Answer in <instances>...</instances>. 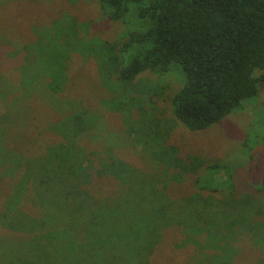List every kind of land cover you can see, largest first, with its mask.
<instances>
[{"label": "trees", "instance_id": "16d2710c", "mask_svg": "<svg viewBox=\"0 0 264 264\" xmlns=\"http://www.w3.org/2000/svg\"><path fill=\"white\" fill-rule=\"evenodd\" d=\"M54 1L6 0L5 3H0V29L2 28V37L9 40L6 42L0 40V49H2L0 51V99L8 106L11 119L0 130V189L12 186L11 192L0 193V203L7 206L6 212L0 213V225L13 231H28L22 226L24 223L17 226L11 223H14L12 216L22 212L18 206H21L22 193L25 192L23 178L20 180L18 177L17 179L15 174L24 172L23 176L29 173L35 176L50 171L51 163L55 155L57 156L53 152L56 151L53 147L55 145L47 148V151L53 155L43 153L33 157L31 154L37 151L38 146L41 147V143L38 145L37 140L41 138L46 140L43 129H46L49 123L55 122L56 103L63 105L64 100L67 103L69 95L76 99L86 97L83 95L85 90L83 85L86 86L83 77L77 79L76 72L70 69L71 66L66 68V63L72 64L73 53L84 54L85 49L80 47L82 38L79 37V29L82 28L81 30L85 31L86 25L76 22L73 16L64 12L69 5H75L79 10L82 8V3L86 5V2L85 0H57L59 2L58 11L63 18L54 22L53 19L48 18L44 23L36 24L39 27L35 28L34 18L45 15ZM93 1L101 10L100 17L127 26V33L125 32L122 42L112 48L108 45L109 53L113 49L117 55V66L114 67L115 64L108 62L110 55L100 60L101 69L106 71L107 80H114L115 83L124 86L147 74L156 75L157 78L174 75L178 86L173 95L169 96L172 115L180 126L188 131L205 132L244 109L246 101L257 98L259 86L264 84V0ZM37 10L39 13L35 15L34 12ZM28 15L33 17V21H25L24 18ZM50 24L52 25L48 26ZM63 25L66 27L62 28ZM18 33L25 35L23 41L13 40ZM65 33L69 40L65 39L64 44L60 45L59 40L63 39L61 34L65 35ZM75 40L77 44L73 48L71 44ZM16 42H19L22 49L28 50V54L35 53L37 56H26L21 53L11 56L10 49H16L14 48ZM76 45L77 48H75ZM54 49H61L63 52L61 61H65V70H68L71 75L65 72L60 73L57 69H29L32 58L33 62H36ZM105 51L104 49V53ZM14 60H20L22 63L19 65ZM64 63L61 64L64 65ZM37 65L38 63H34V67ZM10 71L14 75L16 71L19 73L16 81L1 77ZM38 83L41 84L39 88H37ZM166 87L163 92L167 90ZM34 88L39 90V94L32 99L30 92ZM73 122L74 134L77 136L82 134L84 130L82 125L85 123L82 124L78 119L76 121L73 119ZM125 123L131 124L129 121ZM98 137L104 138L103 133L101 132ZM110 140L111 137L105 139L106 142ZM25 142H30V145L28 144L23 149L20 148L19 145ZM52 142L54 141H50ZM160 142L165 144L163 140ZM73 152L75 155L78 153L76 148ZM60 158L63 159L62 162L59 156L54 162L57 161L59 163L57 166L67 170L66 163L69 161V155L62 153ZM109 162L119 171L116 173V175L119 174L118 179L116 178L118 189L119 187L126 189L123 185L128 186L127 179L133 174L127 173V166L124 162L120 160ZM182 165H186L188 170L185 171L186 168L179 164L171 166L173 171L163 164L157 168L170 184L169 181L174 182L180 174L185 175L188 171H195L190 168L191 163H182ZM103 170L97 172V175L102 177ZM78 172L82 175L83 171L78 170ZM221 173H224L225 177L221 178L220 182H215L214 177ZM235 177L236 174L228 163L213 164L206 167L205 175L202 179L196 180L195 184L201 193H217L226 190L228 194L252 195L251 197L260 198L258 201L264 204V198L260 195L264 193V182L261 185L262 188L255 190L254 186L249 184L259 185L258 182L249 183L248 180L242 178L241 186L245 189L241 190L235 185ZM80 181L81 186L85 188L93 182L92 175L88 174L84 180L80 179ZM145 182L144 179H138L136 185L116 194L108 191L110 186L101 185V192H107L105 196L108 195V198L104 200L87 190L85 199L77 201L78 198H75L74 205L78 206L79 210L75 211L72 219L82 222L86 220L85 225L89 230L88 233L91 231L90 234L83 239L82 245H77L74 240H78L84 233V226L76 223L68 228L66 226L68 224L58 221L57 225H52L51 228L52 230H65L66 239L60 242L61 232H53L49 244L59 246L64 243L67 251L63 256L64 259L67 256L70 258L73 256L72 253L82 249L81 254L92 256L95 261L89 264H122L121 257L124 253L128 256L132 253L131 257L135 260V264H163L157 259L152 261L154 260L151 259L154 245L150 239L147 241V250L138 243L142 236L131 233L139 231L144 226L149 227L150 230L153 228L152 213L147 220H139L140 215L144 213L137 205L142 202L144 206L153 209L152 203L155 201V194L143 187ZM43 185L44 182H42ZM140 189H145L146 192H138L135 196V190ZM34 190L38 196L41 195L37 188ZM68 191L70 192L71 189L68 188ZM67 194L71 195L72 192ZM118 194L120 195L117 196ZM202 197L200 193H196L189 197V203L194 198V202L203 201L207 204L203 199L198 201ZM68 202L65 204L69 208ZM41 203L45 205L47 202L42 200ZM13 212L14 214H11ZM68 216L70 217L71 213ZM117 228H121V231L117 232ZM189 228L187 229L191 231L190 239L200 246L199 233L204 230L195 226ZM29 231L30 233L36 232L32 226H29ZM236 231L232 230L233 242ZM208 237L210 246L205 245L203 248L209 247V251H220V253L216 252V255H205L209 259L208 264H232L233 242L221 234L212 233ZM121 241L129 244L126 249L121 248L122 245L119 244ZM254 241L251 245L247 244L243 247L246 250L245 253L248 252L250 255V261L247 264H256L259 259L256 263H252L251 257L261 252L263 255L260 262H264V237L262 240ZM159 259L162 257L160 256ZM86 260L91 261V257ZM78 263L73 262V264Z\"/></svg>", "mask_w": 264, "mask_h": 264}, {"label": "rangeland", "instance_id": "374dc122", "mask_svg": "<svg viewBox=\"0 0 264 264\" xmlns=\"http://www.w3.org/2000/svg\"><path fill=\"white\" fill-rule=\"evenodd\" d=\"M5 2L6 0L0 3ZM85 2L86 5L83 2L82 8L79 10L75 5H69V8L64 12L73 16L76 22L86 25L85 31L81 30L82 28L79 29V37L82 38L80 47L85 49L84 54L73 53L72 64L66 63V68L71 66L70 69L76 72L77 79L83 77V82L86 84V86L83 85L85 89L83 95L86 97L76 99L68 94L70 98L67 103L64 100L63 105L55 104L57 107L54 116L55 122L49 123V126L43 129L46 140L43 138L37 140V144L41 143L43 150L41 151V147L38 146L37 149L35 146L37 151L31 154L33 157L43 153L51 156L53 154L48 152L47 148L55 145L53 147L56 148V151L53 152L57 154V156L55 155L56 159L59 156L62 162L63 159L60 158L62 153L69 155V161L66 163L68 171L57 166L59 163L54 162V158L50 171H46V173L35 176L31 173H29L30 176L28 173L27 176H23L24 172L15 174L17 179L18 177L20 180L23 178L25 192L22 193L21 206H18L22 212L13 215L11 219L14 220V223H11L14 226L24 223L22 226L28 231H13L0 225V264H73V262L78 263L79 261L81 263L78 264H89L95 262L92 256H90L91 261L86 260L90 257L81 254L82 249L72 253L74 257L69 255L70 258L67 256L64 259L63 256L67 252L65 244L62 243L59 246L49 244L52 233L59 231V229L52 230V225L56 226L58 221H62V223L68 224L66 226L69 228L73 224L80 223L84 226V233L78 240H74V243L82 245L83 239L91 231L88 233L89 230L85 225L86 220L82 222L72 219L75 211L79 210V207L74 205L75 198H78L77 201L85 199L88 190L104 200L108 198V195L105 196L107 192H101V185L110 186L108 191H113L116 194L136 185L138 179L146 180L143 187L155 194V201L152 203L153 209L144 206L142 202L137 205L144 213L140 215V221L147 220L152 213L153 228L150 230L149 227L144 226L139 231L131 233L142 236L138 243L140 246L146 247L147 250V241L151 240L154 245V253L151 257L154 260L152 261L157 259L163 264H208L209 259L205 255L220 253L216 250L209 251V247L203 248L205 245L210 246L208 235L221 234L233 242L232 230H237L233 242L232 264L249 263L250 255L248 252L245 253L246 250L243 247L247 244L251 245L256 239L262 240L264 237L263 202L260 203L258 201L260 198L251 197L252 195L228 194L226 190L217 193H201L195 182L199 178H203L206 167L228 163L236 174V187L241 190L245 189L241 186L243 183L240 182L243 178L249 183L258 182L259 185L249 184L254 186L255 190L262 188L261 185L264 182V84L259 86L257 98L246 101L244 109L235 113V116L228 117L222 123L205 132L188 131L180 126L172 115L169 96L173 95L178 86L174 75L157 78L156 75L147 74L124 86L115 83L114 80H107L106 71L101 69L100 60L110 55L108 62L115 64L114 67L117 66V55L113 49L109 53L108 45L111 48L119 45L125 38L127 26L100 17L101 10L93 0H85ZM58 3L55 0L45 15L34 18L35 28L39 27L36 24H42L48 18L53 19V22L63 18L58 11ZM38 13V10L34 12L35 15ZM24 19L33 21V17L30 15L25 16ZM64 27L66 26L63 25L62 28ZM1 30L2 28L0 29V40L9 41L2 37ZM61 36L63 39L59 40L60 45L64 44L65 39L69 40L66 33ZM23 37L25 35L18 33L13 40L23 41ZM75 44H77L76 40L71 44V47L74 48ZM14 48L16 49H10L11 56H14L15 53L37 56L35 53L28 54V50L22 49L19 42L15 43ZM62 58L61 49L50 50L47 56L36 62H33L32 58L29 69H57L60 73L65 72L71 75L68 70H65V61H61ZM14 61L19 65L22 63L20 60ZM34 63H38V65L34 67ZM1 77L9 79V81H16L19 73L16 71L14 75L10 71ZM39 85L41 84L38 83L37 88ZM165 87L167 90L163 92ZM30 94L33 99L39 94V90L34 88ZM167 95L168 97H166ZM8 109V106L0 99V130L11 120ZM73 119L74 121L78 119L82 124L85 123L82 125L84 128L82 134L78 136L73 132ZM59 120L61 123L58 122ZM125 121H129L131 124L128 125ZM101 132L104 135L102 139L98 137ZM109 137L111 140L106 142L105 139ZM161 139L165 144L160 142ZM52 140L54 142L50 143ZM28 144L30 145V142L21 143L19 146L23 149ZM61 147L64 148L61 149ZM75 148L80 155L74 154ZM117 160L126 164L129 175L133 174L127 179L128 186L123 185L126 189L123 187L118 189L116 181L119 174L116 175V173L119 171L109 162ZM182 163H191L190 168L195 171H188L185 175L184 173L180 174L174 182L169 181L170 184L157 168L160 164L169 166L170 171H173L171 166L175 164L186 168V165H182ZM78 170L83 171L82 175ZM102 170L104 175L100 177L97 172ZM187 170L186 168L185 171ZM136 171L138 172L136 173ZM88 174L92 175L93 182L85 189L81 186L80 179L84 180ZM120 175L124 176L125 174ZM223 177L225 174L221 173L214 177V181L220 182ZM42 182H44L43 186ZM35 188L38 189L40 196L37 195ZM68 188L71 189L70 192ZM145 189L135 190V196L138 192H146ZM5 191L11 192L12 186L0 189V193ZM71 192V195L67 194ZM196 193L203 196L198 201L203 199L207 204L203 201L194 202V198L189 203V197ZM260 195L264 198V193H260ZM42 200L47 203L42 204ZM67 202L69 208L65 204ZM6 208L5 204L0 203V213H5ZM152 210L155 211L152 212ZM29 226L35 228L36 232L30 233ZM190 226L204 230L199 233L200 246L194 244L190 239ZM120 229L117 228L116 231L119 232ZM59 232H61L60 242H63L67 234L65 230ZM119 244L123 249L129 245L124 241ZM262 255L263 252L253 254L251 262L256 263L259 259L257 263L264 264V262H260ZM131 256L132 253L130 256L124 253L121 257L122 264H135V260ZM160 256L162 259H159Z\"/></svg>", "mask_w": 264, "mask_h": 264}]
</instances>
